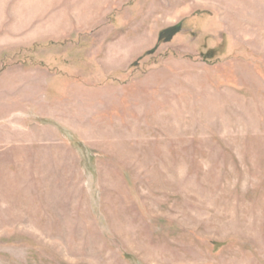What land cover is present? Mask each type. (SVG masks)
Returning <instances> with one entry per match:
<instances>
[{"label": "rangeland", "instance_id": "rangeland-1", "mask_svg": "<svg viewBox=\"0 0 264 264\" xmlns=\"http://www.w3.org/2000/svg\"><path fill=\"white\" fill-rule=\"evenodd\" d=\"M0 264H264V0H0Z\"/></svg>", "mask_w": 264, "mask_h": 264}]
</instances>
